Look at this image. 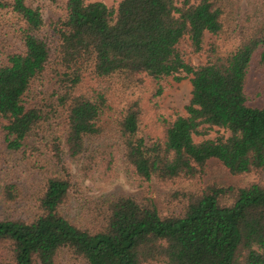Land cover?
I'll list each match as a JSON object with an SVG mask.
<instances>
[{
    "label": "trees",
    "instance_id": "16d2710c",
    "mask_svg": "<svg viewBox=\"0 0 264 264\" xmlns=\"http://www.w3.org/2000/svg\"><path fill=\"white\" fill-rule=\"evenodd\" d=\"M35 1L0 0L19 44L0 56V169L18 172L0 182V264H56L64 250L85 264H264L263 184H209L164 202L120 195L72 214L63 158L89 178L98 167L109 176L120 153L139 188L199 180L210 159L263 176L264 106L248 105L246 83L254 58L264 69V0L234 19L226 0H49L64 12L52 32ZM184 39L204 63L187 59ZM50 77L44 113L33 92ZM169 78H189L185 116L159 112ZM213 128L228 135L194 141Z\"/></svg>",
    "mask_w": 264,
    "mask_h": 264
},
{
    "label": "rangeland",
    "instance_id": "374dc122",
    "mask_svg": "<svg viewBox=\"0 0 264 264\" xmlns=\"http://www.w3.org/2000/svg\"><path fill=\"white\" fill-rule=\"evenodd\" d=\"M88 1H101L108 7L114 9L117 8V4L120 0H88ZM252 0H226L228 6L229 18L234 19L236 16L241 15L251 6ZM34 7H38L41 16L45 22L44 30L52 32L51 24L55 23L59 18L64 17V12L60 6L56 3H52L49 0H37L33 3ZM13 19L9 13L0 12V56L2 57L4 52L9 50H16L19 48V44L15 42L12 36ZM210 34H205V44L209 41ZM180 47L185 51L187 59L194 65L204 63L205 55L196 54L190 52L188 48L187 40L180 42ZM53 81L47 83L44 86H37L33 92L34 99L32 102H36L43 108V112L46 113L50 110V106L54 102L52 97V85L56 83L53 77H50ZM191 85L189 78H185L179 82L169 78L165 83V90L158 100V109L160 114L165 116L175 117L176 115H186L185 105L190 99ZM246 92L248 94L249 106H264V69L258 67L257 58H254L250 64L248 80L246 83ZM143 128L149 132L151 129L147 126L150 123L149 116L152 114L150 110V104L147 101L148 96H143ZM59 116H62L59 115ZM56 128L58 133H61L63 125V118L59 119V124L56 122ZM152 132V131H151ZM227 136L228 133L221 129L213 128L206 136H194V141L198 142L206 138H215L219 135ZM113 144L117 145L116 141L112 139ZM65 163L68 165L69 171L72 175V188L71 205L69 206V212L76 214L83 208V205L87 202L96 201L104 198H112L120 195H127L131 197H139L141 194L148 195L157 198L159 201H165L168 193H180V194H196L200 192L205 186L209 184H230V185H246L252 182H259L264 185V175L250 173L244 175L230 174L224 167H222L218 161L210 159L206 163L205 175L199 180L195 181H179L173 185L160 186L158 188L147 187L139 188L135 179L128 172V165L124 161L123 157L119 154L116 155L112 170L109 176H106L101 169L96 168L92 177L83 178L78 173L79 163L68 159L63 156ZM5 156L0 155V165H4ZM12 167V166H11ZM5 167L0 169V182L5 180H13V171L15 168ZM60 167V165L58 166ZM17 172V171H16ZM18 173V172H17ZM2 184V183H1ZM4 209V206L0 204V212ZM73 216V215H72ZM56 264H85L83 261L73 259L64 250L58 253Z\"/></svg>",
    "mask_w": 264,
    "mask_h": 264
}]
</instances>
